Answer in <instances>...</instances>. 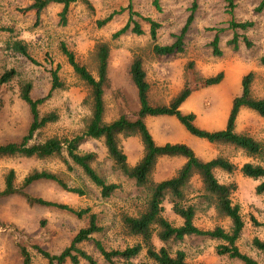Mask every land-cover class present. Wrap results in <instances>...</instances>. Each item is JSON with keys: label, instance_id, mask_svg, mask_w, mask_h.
<instances>
[{"label": "rangeland", "instance_id": "obj_1", "mask_svg": "<svg viewBox=\"0 0 264 264\" xmlns=\"http://www.w3.org/2000/svg\"><path fill=\"white\" fill-rule=\"evenodd\" d=\"M34 0H0V73L14 68L16 78L0 86V143L18 141L25 134L31 117L25 103L18 97V82L30 81L31 96H46L50 89V69L59 66L58 74L65 88L55 89L40 106L41 112L55 110L58 120L41 130L40 138L51 135H68L78 132L89 114L84 101L86 90L73 74L71 66L60 51V43H65L77 59L86 64L95 74L92 59L94 44L107 41L110 46L107 83L104 86V120L110 121L120 113L135 112L138 107L136 89L129 75L132 56L140 54L149 82V100L152 104H168L187 83L190 95L179 106L182 112H192L194 123L206 130H220L226 125L231 101L241 90L242 76L254 72L251 85L256 97L264 98V6L258 9L261 0H195L193 19L185 36L183 53L156 56L151 52L152 40L149 25L143 19L150 17L159 23L156 43L170 44L180 32L188 15L192 12L193 0H89L90 5L81 1L69 5L65 24L60 23L59 12L62 5L49 3L38 15L26 7ZM128 6L134 12L133 18L140 24L143 34L127 32L112 39L111 34L128 20ZM115 13L105 25L98 27L97 19ZM250 21L245 30H233L231 20ZM234 32L238 35V46L234 49L227 44ZM219 37L220 56L212 54L210 41ZM250 41L247 46L242 39ZM21 39L35 63L28 58L6 49V42ZM191 64V65H190ZM223 72L222 80L214 85L204 86L202 80ZM144 122L156 144L180 142L189 146L194 154L209 160L217 155L227 157L238 167L244 162L260 163L258 158L247 157L242 151L229 145L212 144L190 134L173 115L146 116ZM238 132H247L264 145V118L249 109H241L235 123ZM122 149L129 164H134L141 156L142 146L136 136L121 138ZM81 152L93 151L96 161L93 166L110 183L119 187L107 198L102 197L99 188L91 183L77 167L67 171L58 156L47 158L14 157L0 159V190L4 187V175L9 169L15 171V182L33 169H46L62 173L70 186H79L84 194L78 195L60 188L56 183L38 180L23 190L32 196L45 200L65 203L73 208L89 207L97 214L102 230L93 235L106 248H124L132 245L134 239L121 234L120 214L134 213L144 201L145 193L135 187L132 180L112 168V161L101 139H86L79 147ZM183 157L158 158L153 179L171 177L183 162ZM220 182H235L237 187L231 195L232 202L239 205L244 227L237 241L239 250L264 264V254L255 249L251 240L257 237L264 241V194H256L255 186L260 180L243 176L238 170L226 173L215 170ZM197 185V184H195ZM165 216L179 224L168 204H164ZM201 208V207H200ZM198 209L194 223L200 228L220 225L229 227L227 218H220L211 210ZM86 219L50 206L28 204L21 194L0 195V264H21L19 246H24L31 254L30 264H48L34 249L41 247L51 254L59 253L67 246L78 229L85 226ZM216 240L198 236H188L181 242L172 243V250L181 249L186 260L197 264H242L241 261L216 253ZM95 259V264H107L92 241L81 245ZM65 264H72L66 262ZM78 264H89L80 261ZM118 264H152L142 254L131 262L118 261Z\"/></svg>", "mask_w": 264, "mask_h": 264}, {"label": "trees", "instance_id": "obj_2", "mask_svg": "<svg viewBox=\"0 0 264 264\" xmlns=\"http://www.w3.org/2000/svg\"><path fill=\"white\" fill-rule=\"evenodd\" d=\"M81 1L90 5L89 0H34L26 8L35 10L38 15L49 3L55 2L62 5L59 12L60 23L65 24L68 7L71 3ZM232 6L233 0H227ZM158 7V0H154ZM196 2L193 0L191 10L186 23L174 41L170 44L156 43L159 23L150 17L143 19L149 25V35L152 40L151 52L156 56L175 55L183 53L185 32L193 19V11ZM264 0H261L258 9H262ZM114 11L102 19H97L98 27L109 22ZM128 20L118 30L111 34V38L127 32L136 35L143 34L140 24L133 18L134 12L128 6ZM252 25L250 21L231 20L229 27L233 30H245ZM247 46L250 41L242 36ZM219 37L215 35L209 45L212 54L221 55L218 45ZM234 49L238 46V35L227 41ZM6 49L20 54L32 62H36L30 55L28 44L21 39H11L6 42ZM60 51L71 66L73 74L81 82L86 90L84 101L87 103L89 114L84 119V125L78 132L68 135H51L40 138L41 130L48 124L58 120L55 110L41 112L40 106L55 89L65 88L64 82L58 74L59 66L50 69V89L46 96L33 98L31 96L32 84L30 81L18 82V97L26 104L30 113V123L25 134L18 141L0 143V159L14 157L47 158L58 156L67 171L77 167L81 173L95 186L99 188L102 197H109L119 187V184L108 183L93 166L96 161V153L93 151L81 152L80 145L88 138L101 139L103 141L107 157L112 161V168L132 180L135 187L144 193L142 205L134 213L123 212L120 214L121 234L132 237L135 241L124 248H106L103 243L93 238V235L102 230L98 224L97 214L89 207L73 208L65 203L45 200L35 197L23 189L38 180L52 181L65 191L83 195L84 191L79 186H70L62 173L52 172L46 169H33L29 171L19 184L15 182V171L9 169L4 175V187L0 195L21 194L25 201L32 205H43L66 210L78 218L86 219L85 226L77 230L69 244L59 253L51 254L41 247L34 245V249L48 264H65L67 261L78 264L86 261L95 264V259L81 246L92 241L96 250L107 264H118V261L131 262L142 254L152 264H193L186 260V254L181 249L172 250L170 245L183 241L188 236H198L204 239L216 240V253L228 258L236 259L242 264H258L253 257L243 253L237 246L241 236L244 221L238 204L232 202L231 195L236 190L235 182H220L215 170L220 169L226 173L238 170L243 176L260 180L255 186L256 194H264V145L247 132H238L235 129L236 118L241 109H249L264 118V98L256 97L252 93L254 72L249 71L242 76L240 93L233 97L227 116L226 125L220 130H206L194 123L195 115L192 112H182L179 106L190 95L191 88L185 84L168 102V104H152L149 100V82L143 67V59L140 54L132 56L129 64V75L136 89L139 107L135 112L120 113L116 118L104 120V86L107 83L108 59L110 46L107 41H97L92 50V59L95 65V74L80 62L75 53L65 43H60ZM264 62V55L261 57ZM191 65V64H190ZM17 72L14 68L5 69L0 73V86L12 82ZM223 78L220 71L214 76L202 80V85L210 86L219 83ZM1 106V100H0ZM173 115L192 135L203 138L212 144L229 145L240 150L247 157L258 158L260 163L244 162L239 167L227 157L217 155L209 160L198 158L193 150L184 143L166 142L156 144L144 122L146 116ZM136 136L142 146L140 158L129 164L120 140ZM183 157V164L177 168L171 177L154 180L152 175L159 157ZM197 184V185H195ZM168 204L171 213L180 220L175 224L165 214L164 204ZM201 207V208H200ZM211 210L220 218H227L230 222L228 228L214 225L212 228H200L194 223L198 209ZM261 224L264 227V223ZM252 246L264 254V241L254 237ZM21 264L31 263V254L24 246H19ZM203 264V263H197Z\"/></svg>", "mask_w": 264, "mask_h": 264}]
</instances>
